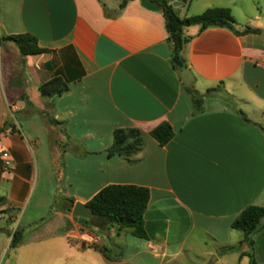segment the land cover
I'll return each mask as SVG.
<instances>
[{"label":"crops","instance_id":"crops-1","mask_svg":"<svg viewBox=\"0 0 264 264\" xmlns=\"http://www.w3.org/2000/svg\"><path fill=\"white\" fill-rule=\"evenodd\" d=\"M174 1L177 12L187 10L181 17L193 7V15L212 7L234 14L230 0ZM241 24L261 32L184 29L193 89L220 85L227 94L206 96L195 112L170 60L162 11L140 0L118 11L103 0H1L0 262L182 264L190 238L237 245L244 235L234 220L249 205L264 206V27ZM21 33L46 52L23 56L1 39ZM18 63L23 74L14 71ZM57 76L69 90L43 96L40 86ZM163 122L175 131L166 145L151 135ZM118 128L143 133L132 162L108 154ZM111 184L149 188L147 239L104 218L73 215L76 202L87 204ZM18 227L23 240L11 248ZM123 234L133 237L126 251L108 258L101 249ZM254 240L264 264V225ZM233 255L249 263L240 252L215 260Z\"/></svg>","mask_w":264,"mask_h":264},{"label":"trees","instance_id":"trees-1","mask_svg":"<svg viewBox=\"0 0 264 264\" xmlns=\"http://www.w3.org/2000/svg\"><path fill=\"white\" fill-rule=\"evenodd\" d=\"M132 0H123L120 8ZM163 6V14L168 32V42L171 46V63L174 69L181 73L188 69L183 49L189 38L185 36L184 29L190 26H199V33L209 27H226L236 34L260 33L258 28L245 27L239 30L236 27V19L230 8L212 7L204 12L181 17L173 6L174 0H156ZM190 4L194 0H182ZM2 40L14 41L23 56L41 54L46 52L45 48L39 45L36 36L30 33L12 34L1 36ZM183 87L190 94L195 112L201 110L206 96L226 92L219 85L217 88H210L204 94H200L193 87ZM40 92L43 96L59 95L69 90V85L59 76L43 83L40 86ZM223 90V91H222ZM243 115V111L240 110ZM244 116V115H243ZM245 121H250L244 117ZM264 131V127L260 126ZM4 128L0 129V133ZM151 135L161 144L166 145L175 135V131L168 122H163L151 131ZM145 141L143 133L138 128H118L114 131L113 143L108 150L110 156L121 155L128 161H134L131 157L139 153L144 147ZM150 201V190L144 186L133 184H111L100 190L86 205L89 206L94 216L106 219L107 223L118 226L121 230L130 229L133 236L147 239L148 234L145 228V213ZM73 206V201H72ZM264 225V206L249 205L234 220L231 227L241 231L243 239L233 246L221 248V253L228 254L240 252L241 256L249 257V264H262L258 262L254 255V238ZM11 248L17 247L23 240V229L19 227L12 233ZM108 258V249L102 248Z\"/></svg>","mask_w":264,"mask_h":264},{"label":"rangeland","instance_id":"rangeland-1","mask_svg":"<svg viewBox=\"0 0 264 264\" xmlns=\"http://www.w3.org/2000/svg\"><path fill=\"white\" fill-rule=\"evenodd\" d=\"M108 6H110L114 11L120 10V3L122 0H103ZM174 2L173 1V6ZM230 3L233 7L234 14L237 23L236 27L241 30L243 28V24H248L252 27H264V0H230ZM1 7V0H0ZM175 7V6H174ZM196 8L193 7L192 10L188 13L189 16L193 15V11ZM187 12L186 9L182 8L178 10V14L181 16H185ZM197 15V14H196ZM12 44L19 48L18 45L12 41ZM20 51V49H19ZM21 53V52H20ZM14 71H18L19 74H23L22 66L20 63L17 64V69ZM199 89V87H198ZM116 229H120L118 226H115ZM130 230V229H126ZM108 230L103 231L105 234ZM106 235V234H105ZM198 236V235H197ZM197 239L192 240L191 238L187 242L185 248L179 253L181 257L182 264H249L248 258H243L242 262H239L238 256L233 255L230 257H225L220 260H215V258L219 259L221 257V249L220 247L207 235H199ZM117 240L116 245L112 243H108L107 249L108 253L111 256L120 255L121 253L126 251V247L129 244V239H133L131 236H127L123 234L121 237L115 238ZM196 240V241H195ZM10 259L7 257L5 261H1L0 264H9Z\"/></svg>","mask_w":264,"mask_h":264},{"label":"water","instance_id":"water-1","mask_svg":"<svg viewBox=\"0 0 264 264\" xmlns=\"http://www.w3.org/2000/svg\"><path fill=\"white\" fill-rule=\"evenodd\" d=\"M140 1H141V6L149 11L159 12L163 10L162 4L156 0H140ZM180 3L181 2L179 1L174 2V6H177V4ZM180 77L183 83L187 87H193V83L195 82V76L190 69H186L185 71L181 72ZM73 215L77 217L91 218L94 216V212L86 204H83L81 202H76L73 208Z\"/></svg>","mask_w":264,"mask_h":264},{"label":"built area","instance_id":"built-area-1","mask_svg":"<svg viewBox=\"0 0 264 264\" xmlns=\"http://www.w3.org/2000/svg\"><path fill=\"white\" fill-rule=\"evenodd\" d=\"M3 157L7 158L9 156V153L8 152H3ZM1 217V216H0Z\"/></svg>","mask_w":264,"mask_h":264}]
</instances>
